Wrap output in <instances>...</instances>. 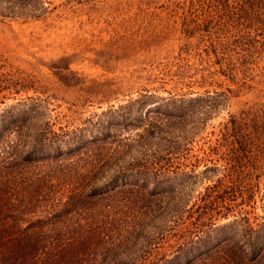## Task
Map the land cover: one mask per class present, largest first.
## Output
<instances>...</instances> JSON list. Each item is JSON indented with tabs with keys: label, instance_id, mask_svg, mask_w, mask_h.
Wrapping results in <instances>:
<instances>
[{
	"label": "trees",
	"instance_id": "16d2710c",
	"mask_svg": "<svg viewBox=\"0 0 264 264\" xmlns=\"http://www.w3.org/2000/svg\"><path fill=\"white\" fill-rule=\"evenodd\" d=\"M166 1L157 5L181 13L177 28L142 42L146 57L165 49L167 58L156 74L108 81L103 93H128L141 79L204 85L220 76L252 91L204 149L202 172L220 173L200 196L207 209L184 223L191 211L173 180L223 91L158 94L139 83L136 97L71 129L53 128L33 97L18 100L0 111V264H264V0ZM50 9L0 0L1 18ZM48 67L64 87L85 80L64 55ZM0 74L15 91L39 88Z\"/></svg>",
	"mask_w": 264,
	"mask_h": 264
},
{
	"label": "rangeland",
	"instance_id": "374dc122",
	"mask_svg": "<svg viewBox=\"0 0 264 264\" xmlns=\"http://www.w3.org/2000/svg\"><path fill=\"white\" fill-rule=\"evenodd\" d=\"M126 1L46 0L51 11L41 18L0 17V64H3L0 73L13 72L10 79L16 81L17 86L20 80L28 86H39L37 89L22 87L15 91L13 87L6 86V74H0V111L18 100L29 101L33 97L44 109L45 119L53 128L62 126L71 129L90 127L96 114L111 105L124 103L129 97H136L139 91L143 92L136 87L139 83L158 94H167L165 90L223 91L224 97L213 109L195 140L188 145V155L180 160L183 166H187L186 172L177 173L173 180L174 186L185 196L184 202L191 211L184 215L186 223L190 219L194 220L198 212L207 209L208 206H203L200 196L210 190L208 186L220 174L202 172L204 162L211 164L205 159L208 157L204 149L217 136L219 122L251 99L253 93L241 80L234 82L220 76L212 84L204 85L199 82L176 84L170 80L163 84L141 79L128 93L105 95L104 83L108 81L118 84L136 75L156 74L155 65L167 58V51L154 49L146 57L142 39L176 29L181 18L179 11L174 12L157 5L166 3V0H153L152 5L143 8H138L132 1L131 4ZM61 55L67 57L70 66L85 79L77 87L62 86L48 67L51 60L56 61ZM86 82H91L92 90H100L102 93L82 89ZM159 83L163 85L153 90L152 87ZM255 85L261 87L263 84ZM130 130L125 128L116 130V133L125 135ZM85 131L87 134L88 131ZM195 160H199L198 165L190 172L189 168ZM250 209L251 219L254 220V216L261 213V208L256 206ZM223 221L224 218L219 222Z\"/></svg>",
	"mask_w": 264,
	"mask_h": 264
}]
</instances>
